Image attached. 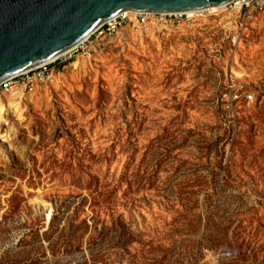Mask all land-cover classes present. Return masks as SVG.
I'll use <instances>...</instances> for the list:
<instances>
[{
	"label": "rangeland",
	"instance_id": "374dc122",
	"mask_svg": "<svg viewBox=\"0 0 264 264\" xmlns=\"http://www.w3.org/2000/svg\"><path fill=\"white\" fill-rule=\"evenodd\" d=\"M151 27L0 88V264H264V11Z\"/></svg>",
	"mask_w": 264,
	"mask_h": 264
},
{
	"label": "water",
	"instance_id": "95a60500",
	"mask_svg": "<svg viewBox=\"0 0 264 264\" xmlns=\"http://www.w3.org/2000/svg\"><path fill=\"white\" fill-rule=\"evenodd\" d=\"M232 0H0V84L74 49L121 13L204 11Z\"/></svg>",
	"mask_w": 264,
	"mask_h": 264
},
{
	"label": "built area",
	"instance_id": "2783aa9c",
	"mask_svg": "<svg viewBox=\"0 0 264 264\" xmlns=\"http://www.w3.org/2000/svg\"><path fill=\"white\" fill-rule=\"evenodd\" d=\"M226 7H231L239 10H249L252 9L257 12L264 11V0H232L230 3L226 4ZM130 16H133L134 21L145 25L147 22L153 20L155 23L158 24H166V23H174L183 20H193L192 17H188L186 13H133L132 12H124L119 14L118 16L114 17L113 19L107 21L106 23L102 24L95 32H93L87 39L81 42L78 46L74 49L69 51L65 56H61L57 60L45 63L40 65L39 67L26 72L24 74H20L14 76L0 84V88L4 89L5 91L10 92V89L14 83H20L25 88L30 90L33 89L34 84L37 81L50 79L51 76V66L58 61H62L66 59L68 55L75 54L79 49H87L88 43L93 37H100L107 34H113L119 26L125 21L130 20Z\"/></svg>",
	"mask_w": 264,
	"mask_h": 264
},
{
	"label": "bare ground",
	"instance_id": "6f19581e",
	"mask_svg": "<svg viewBox=\"0 0 264 264\" xmlns=\"http://www.w3.org/2000/svg\"><path fill=\"white\" fill-rule=\"evenodd\" d=\"M225 8H226V5H222V6H218V7H212V8H209L207 10H204V11H188V12H185V13L188 15V17H192L194 19L195 17H201V16H203V13H213V14H216L217 12H220L221 10H224ZM127 12H130V11H127ZM133 13H135V12H132V14ZM145 25L148 26V27H151L153 25H158V23H155L153 20H151V21L147 22ZM66 54H64L62 56H65ZM19 93H21V94L24 95V92H19Z\"/></svg>",
	"mask_w": 264,
	"mask_h": 264
}]
</instances>
